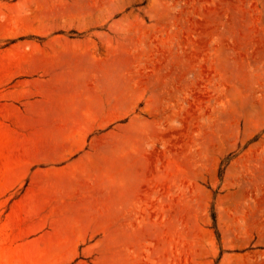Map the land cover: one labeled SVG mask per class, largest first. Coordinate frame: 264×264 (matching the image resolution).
Masks as SVG:
<instances>
[{
  "label": "rangeland",
  "instance_id": "374dc122",
  "mask_svg": "<svg viewBox=\"0 0 264 264\" xmlns=\"http://www.w3.org/2000/svg\"><path fill=\"white\" fill-rule=\"evenodd\" d=\"M45 96L118 117L57 137ZM115 161L127 216H33ZM0 264H264V0H0Z\"/></svg>",
  "mask_w": 264,
  "mask_h": 264
},
{
  "label": "crops",
  "instance_id": "0c3cea01",
  "mask_svg": "<svg viewBox=\"0 0 264 264\" xmlns=\"http://www.w3.org/2000/svg\"><path fill=\"white\" fill-rule=\"evenodd\" d=\"M116 99L102 97L98 103H78V99H65V98H50L43 97L36 102L31 103L29 111L32 116L36 118L38 122H46L47 131L56 132L54 136L65 137L63 133L64 129H68V121L73 119L75 125L73 130L79 131L86 128L81 123L84 121L91 122H110L118 117V108L116 107ZM55 123V125L53 124ZM59 123V124H58ZM93 125L90 127L92 131ZM85 141L82 140L78 145H74L71 151L67 153L75 152L84 145ZM117 144L115 145V155ZM54 151V158L59 159L63 157L64 151L59 155ZM86 157L89 156L87 152ZM84 155V156H85ZM82 158H85V157ZM67 164L64 167L58 169H68L74 166L78 161ZM102 174L111 176L115 182L103 183V188L100 190V194L97 196H89L85 198H73L68 196L67 189L64 188V182H77L79 180L78 173L70 174L68 178L54 181V194L53 196L47 195V197H37L34 200L33 216L41 215L42 217H70V218H119L127 216L130 211V203L128 201L120 199L118 189V177H119V164L117 161L102 162L100 164ZM98 169L96 162L92 161L85 167L87 177L92 178L95 175V171Z\"/></svg>",
  "mask_w": 264,
  "mask_h": 264
}]
</instances>
